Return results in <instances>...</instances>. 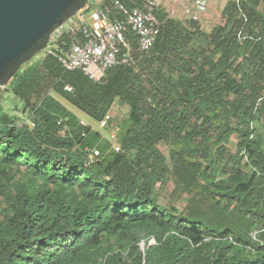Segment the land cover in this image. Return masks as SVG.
<instances>
[{
    "label": "trees",
    "instance_id": "16d2710c",
    "mask_svg": "<svg viewBox=\"0 0 264 264\" xmlns=\"http://www.w3.org/2000/svg\"><path fill=\"white\" fill-rule=\"evenodd\" d=\"M221 14L206 32L160 9L151 48L129 31L100 81L50 53L19 68L7 85L32 124L0 109V264H264V0ZM54 93L96 121L128 104L119 149Z\"/></svg>",
    "mask_w": 264,
    "mask_h": 264
},
{
    "label": "built area",
    "instance_id": "2783aa9c",
    "mask_svg": "<svg viewBox=\"0 0 264 264\" xmlns=\"http://www.w3.org/2000/svg\"><path fill=\"white\" fill-rule=\"evenodd\" d=\"M167 1L89 0L84 8L53 30L46 46L47 53L54 55L65 70H81L92 80L100 81L110 68L130 60L129 31L135 35L140 50L151 48L160 32L158 11L163 9L172 18L178 15L177 8L165 7ZM234 1L240 5L241 0ZM174 2L177 7H182L181 14L191 10L205 12L208 9V0ZM60 40L64 46H59ZM66 88L72 90L70 86ZM79 121L84 129L91 126L83 118ZM27 122L32 124L27 118L15 119L17 126H23ZM98 123L100 127L110 128L115 133L120 129L109 112ZM84 129L83 136L87 135ZM113 147L119 149L118 145L113 144ZM99 155L98 148L88 149L87 163L96 161Z\"/></svg>",
    "mask_w": 264,
    "mask_h": 264
},
{
    "label": "water",
    "instance_id": "95a60500",
    "mask_svg": "<svg viewBox=\"0 0 264 264\" xmlns=\"http://www.w3.org/2000/svg\"><path fill=\"white\" fill-rule=\"evenodd\" d=\"M89 0H0V89Z\"/></svg>",
    "mask_w": 264,
    "mask_h": 264
},
{
    "label": "rangeland",
    "instance_id": "374dc122",
    "mask_svg": "<svg viewBox=\"0 0 264 264\" xmlns=\"http://www.w3.org/2000/svg\"><path fill=\"white\" fill-rule=\"evenodd\" d=\"M227 1L228 0H208L207 11L201 12L197 10H191V12H187L186 14H181L182 7H177L174 0H168L166 2L165 7L177 8L176 12L178 13V15L173 16V18L182 21L189 18H195L199 21L204 31L210 32L215 25L223 22L221 12ZM47 50L48 48L45 47L44 49L38 51L32 58L22 64V66L20 67V71L25 67L35 63L36 61H40L47 54ZM7 84L8 83L4 84L0 89V109H2L4 112L14 114L17 117L27 118L28 114L23 113L25 106L24 102L12 93V91L8 88ZM54 95L67 106V109L69 111L76 112L81 118L85 119L92 126L93 129L99 131L101 140H109L113 144L118 145L117 133H115L112 129L100 127L98 121L94 120L86 113L77 110L75 107L69 104L63 97L55 93ZM129 111V105L117 99L109 110V113L112 115L114 121H116L119 126H122V123L129 116ZM236 142L237 140L236 138H234L230 144V149L232 152H236ZM158 147L168 158V145L164 142H161L158 144ZM173 189L174 182L171 178H169L164 184H157L154 191V196L158 198L160 204L170 205L174 201L173 196L171 194Z\"/></svg>",
    "mask_w": 264,
    "mask_h": 264
},
{
    "label": "clouds",
    "instance_id": "9594fccd",
    "mask_svg": "<svg viewBox=\"0 0 264 264\" xmlns=\"http://www.w3.org/2000/svg\"><path fill=\"white\" fill-rule=\"evenodd\" d=\"M152 241H153V239H152ZM141 246H142V248H144V246H145L144 241L141 242Z\"/></svg>",
    "mask_w": 264,
    "mask_h": 264
},
{
    "label": "crops",
    "instance_id": "0c3cea01",
    "mask_svg": "<svg viewBox=\"0 0 264 264\" xmlns=\"http://www.w3.org/2000/svg\"><path fill=\"white\" fill-rule=\"evenodd\" d=\"M79 116V115H78Z\"/></svg>",
    "mask_w": 264,
    "mask_h": 264
}]
</instances>
